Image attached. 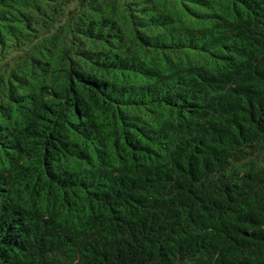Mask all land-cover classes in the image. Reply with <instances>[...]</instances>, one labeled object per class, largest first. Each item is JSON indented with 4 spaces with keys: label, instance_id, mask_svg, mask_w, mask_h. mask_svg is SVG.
<instances>
[{
    "label": "trees",
    "instance_id": "trees-1",
    "mask_svg": "<svg viewBox=\"0 0 264 264\" xmlns=\"http://www.w3.org/2000/svg\"><path fill=\"white\" fill-rule=\"evenodd\" d=\"M0 264H264V0H0Z\"/></svg>",
    "mask_w": 264,
    "mask_h": 264
}]
</instances>
